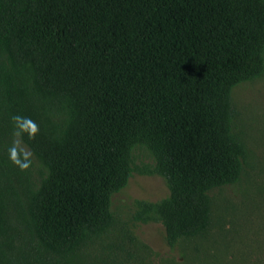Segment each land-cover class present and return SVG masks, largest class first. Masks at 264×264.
Listing matches in <instances>:
<instances>
[{
  "label": "trees",
  "instance_id": "1",
  "mask_svg": "<svg viewBox=\"0 0 264 264\" xmlns=\"http://www.w3.org/2000/svg\"><path fill=\"white\" fill-rule=\"evenodd\" d=\"M263 75L264 0H0V264L132 260L111 205L135 171L169 189L135 221L171 248L207 235L247 158L233 89Z\"/></svg>",
  "mask_w": 264,
  "mask_h": 264
},
{
  "label": "rangeland",
  "instance_id": "2",
  "mask_svg": "<svg viewBox=\"0 0 264 264\" xmlns=\"http://www.w3.org/2000/svg\"><path fill=\"white\" fill-rule=\"evenodd\" d=\"M232 102L237 114L233 131L244 143L247 158L238 182L210 192V232L171 248L161 222L135 221L137 200L157 202L169 194L161 176L135 171L127 186L113 195L111 205L115 234L133 238L127 244L133 258L123 260L124 264H264V75L235 87ZM4 142L9 148L7 156L35 179L37 163L25 144L15 135ZM153 165L146 150H134L136 168Z\"/></svg>",
  "mask_w": 264,
  "mask_h": 264
}]
</instances>
